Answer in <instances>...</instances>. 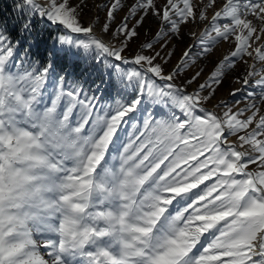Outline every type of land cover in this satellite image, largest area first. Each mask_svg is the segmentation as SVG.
Segmentation results:
<instances>
[{
    "label": "snow or ice",
    "instance_id": "snow-or-ice-1",
    "mask_svg": "<svg viewBox=\"0 0 264 264\" xmlns=\"http://www.w3.org/2000/svg\"><path fill=\"white\" fill-rule=\"evenodd\" d=\"M14 8L17 38L0 21V264H264V0ZM38 23L54 33L34 59ZM62 54L79 75L57 71ZM229 77L243 107L217 100Z\"/></svg>",
    "mask_w": 264,
    "mask_h": 264
},
{
    "label": "rangeland",
    "instance_id": "rangeland-1",
    "mask_svg": "<svg viewBox=\"0 0 264 264\" xmlns=\"http://www.w3.org/2000/svg\"><path fill=\"white\" fill-rule=\"evenodd\" d=\"M100 3H103L104 0H99ZM103 15L104 13L103 12H100V16L101 18H103ZM120 15H123V13H120L117 17V19H119ZM16 20L13 21V23H7V27L9 29V31L11 32V34L13 35L14 38H17V34L13 28V25L15 23ZM4 22V21H3ZM149 23H151V21H149ZM46 26L45 24H40L38 23L37 24V31L38 33L41 34V36L44 34L42 32H44L42 30V27ZM51 29H53V33H54V28L49 26ZM148 27V24L145 25V28ZM141 31L143 32V29H141ZM36 32L33 33V35H36ZM48 32H46V36L48 35L47 34ZM45 36V34H44ZM45 47L44 45H40L38 49H33L34 53H35V56H34V59H39L40 58V55L41 53H44L46 50H44ZM177 55H179V51L177 52ZM68 57L70 58L71 61H74L76 58L71 56V55H68ZM66 57L63 56V54L61 55L60 59L58 60L57 62V71H59V67L60 66H64L65 64V59ZM77 64H79L78 66H74V67H70V69L74 70L76 72L77 75H79V73L83 70V63L82 62H79L77 61ZM235 73H233L234 75ZM96 79V76L95 74H93L92 76H89L88 77V84H91V82L93 80ZM98 82V81H97ZM88 84L85 85V87H88ZM240 85L238 84H234L231 82V77H229V79H227L224 83V85L218 90L217 92V100H220V99H223V100H227L230 104H233V103H236V102H239V106L240 107H243L246 103H248V101L244 98L245 97V93L244 92H241V93H237L235 95V97H232V96H229V93L232 91V89L234 88H239ZM213 103H215V101H213ZM208 107H211V105H208ZM131 129L130 128H126L125 129V132L122 133L121 135L124 136L126 135L128 132H130Z\"/></svg>",
    "mask_w": 264,
    "mask_h": 264
},
{
    "label": "trees",
    "instance_id": "trees-1",
    "mask_svg": "<svg viewBox=\"0 0 264 264\" xmlns=\"http://www.w3.org/2000/svg\"><path fill=\"white\" fill-rule=\"evenodd\" d=\"M14 3L15 0H0V21H4L7 25V23H13L14 20H16L19 17V13L16 11V9L14 8ZM37 26H36V31H37ZM42 30L45 34L42 35V40L39 44L40 45H44L45 49L47 50L48 48L51 47V40H49V35L53 34V29H51L48 25L42 27ZM46 32H48L47 36H46ZM64 56V55H63ZM66 60H65V67L70 68L71 66H78L79 64H77V60L75 59L74 61H71L70 58L68 56H65Z\"/></svg>",
    "mask_w": 264,
    "mask_h": 264
}]
</instances>
